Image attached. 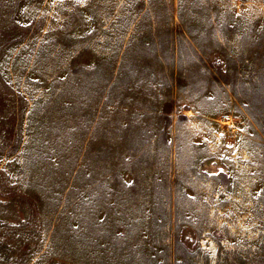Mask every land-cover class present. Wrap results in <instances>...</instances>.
Returning <instances> with one entry per match:
<instances>
[{"label":"rangeland","instance_id":"rangeland-1","mask_svg":"<svg viewBox=\"0 0 264 264\" xmlns=\"http://www.w3.org/2000/svg\"><path fill=\"white\" fill-rule=\"evenodd\" d=\"M0 264H264V0H0Z\"/></svg>","mask_w":264,"mask_h":264}]
</instances>
